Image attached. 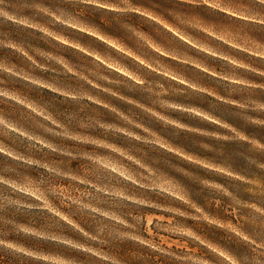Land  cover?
Masks as SVG:
<instances>
[{"label": "clouds", "instance_id": "9594fccd", "mask_svg": "<svg viewBox=\"0 0 264 264\" xmlns=\"http://www.w3.org/2000/svg\"><path fill=\"white\" fill-rule=\"evenodd\" d=\"M0 264H264V0H0Z\"/></svg>", "mask_w": 264, "mask_h": 264}]
</instances>
